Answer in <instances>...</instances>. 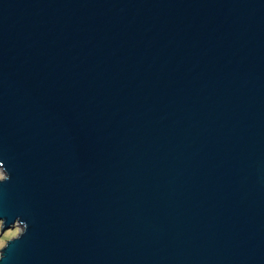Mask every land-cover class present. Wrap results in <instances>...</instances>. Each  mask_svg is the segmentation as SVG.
Listing matches in <instances>:
<instances>
[{"label":"water","instance_id":"95a60500","mask_svg":"<svg viewBox=\"0 0 264 264\" xmlns=\"http://www.w3.org/2000/svg\"><path fill=\"white\" fill-rule=\"evenodd\" d=\"M4 169L0 264H264V0H0Z\"/></svg>","mask_w":264,"mask_h":264},{"label":"rangeland","instance_id":"374dc122","mask_svg":"<svg viewBox=\"0 0 264 264\" xmlns=\"http://www.w3.org/2000/svg\"><path fill=\"white\" fill-rule=\"evenodd\" d=\"M0 174H2L1 170H0ZM0 227H1V223H0ZM20 231L21 230L19 227H14L13 229L8 230L5 234H3L0 237V250L6 245L8 240L17 237L19 235ZM0 232H1V230H0Z\"/></svg>","mask_w":264,"mask_h":264},{"label":"clouds","instance_id":"9594fccd","mask_svg":"<svg viewBox=\"0 0 264 264\" xmlns=\"http://www.w3.org/2000/svg\"><path fill=\"white\" fill-rule=\"evenodd\" d=\"M4 172H5L6 174H0V181H3V183L6 182V181L9 179V176H8V174H7V172H6L5 169H4ZM24 232H25V229H24ZM24 232H23V233H24ZM0 259H3L2 254H0Z\"/></svg>","mask_w":264,"mask_h":264}]
</instances>
